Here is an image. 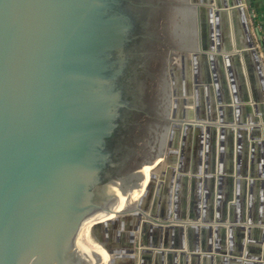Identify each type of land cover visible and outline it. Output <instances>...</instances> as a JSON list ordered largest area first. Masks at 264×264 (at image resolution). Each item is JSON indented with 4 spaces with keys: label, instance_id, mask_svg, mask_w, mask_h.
<instances>
[{
    "label": "water",
    "instance_id": "95a60500",
    "mask_svg": "<svg viewBox=\"0 0 264 264\" xmlns=\"http://www.w3.org/2000/svg\"><path fill=\"white\" fill-rule=\"evenodd\" d=\"M187 4L198 45L171 50L178 63L167 73L173 96L191 87L192 109L160 133L174 134L178 150L151 154L142 194L115 211L119 194L145 179L131 185L155 101L166 0H0V264H95L76 246L87 221L105 264H264L263 41L250 0ZM176 154V168L157 180ZM174 170L180 215L158 202ZM157 217L165 241L146 244L148 218ZM127 218L138 220L129 230Z\"/></svg>",
    "mask_w": 264,
    "mask_h": 264
},
{
    "label": "flooded vegetation",
    "instance_id": "af4514ba",
    "mask_svg": "<svg viewBox=\"0 0 264 264\" xmlns=\"http://www.w3.org/2000/svg\"><path fill=\"white\" fill-rule=\"evenodd\" d=\"M176 4H178L176 0H166L164 52H163L161 66H160L156 95H155V101H154L152 116H151L149 127H148V134H147V139H146V143H145V147H144V152H143L141 161L139 163V166L132 176L131 185H133V186L139 182L141 175H142L141 166L144 162H146L150 158L151 154H155L156 152H158L162 148L163 149L167 148L168 152L171 150H175V151L178 150L177 146L179 145V140L176 137H174V134H172V136L170 135L169 139L168 138H166V139L161 138L160 133L163 131L162 126L165 124L169 125L172 121H176L179 118H181L183 109L184 110L185 109H192L191 103H190V105H187V106L185 105L186 102L192 101V95H190L191 87L187 86L188 94L184 95L185 91L182 90L179 93H177V95L173 96L171 94V91H170L171 86L168 84L170 81H169V76H168L167 71H168L170 66L174 65L171 63L172 58H171V55L169 54V52L171 50H175L179 47L178 45H176V42L174 40V36H173L172 32H170V29H169V26H170L169 23H171L170 22L171 21V18H170L171 9H172V6L175 7ZM172 11H173V9H172ZM177 59H178L177 57L174 58V60H177ZM169 60H170V62H168ZM188 73H190V71ZM188 77L190 78V75ZM222 94H223V92L221 93V95ZM173 99H177L176 105L174 103H172ZM151 146H153L152 151L150 150ZM191 149L192 148L190 147L187 150V159H186L187 160V162H186L187 168H189L191 166L190 165L191 164L190 163L191 162L190 161V153H191L190 150ZM177 157H178L177 154L174 155V157L171 156V160H169V157H168L165 159V161H163L159 164V166L155 170L157 180H158V178H160L161 181L163 180L161 173L164 170H166V167L168 165L176 168V165H175L176 163H174V162L177 159ZM172 159H174V160H172ZM227 165H228V161H227V158L225 157V160H224L225 168ZM174 171H176V170H174ZM174 183H175V179L173 177L172 187H170L171 188L170 194L168 196H166L164 193L158 199V202L161 203V205L163 202L167 203V206H169L171 213L173 212V208L175 207V206L172 207V204H171L172 199L175 201L174 205H176L178 207L177 200L180 197V192H178L177 197H174ZM226 189H227L226 186H224V188L222 189L223 196L225 195ZM188 193L189 192L186 193L187 198H188ZM151 196H152V192H150V195L148 197L149 199L144 200L145 206H146L145 210H144V214L146 216L148 215V212H149L148 208H149L150 203H151V199H150ZM213 196H215L214 193H213ZM213 196L210 199L211 207L215 203V199L213 198ZM185 197H186V195H185ZM161 205L158 204L157 208L154 211V214L157 215L158 217H160L162 215ZM179 205H181V203H179ZM187 206H188V203H187ZM206 212H208L207 216L209 215V213H211V209L209 208V205H208V211L206 209ZM179 214L180 213L177 212V215H179ZM158 217L154 221L152 218H148V221L151 220V222H153L154 226L153 227L148 226L144 229L143 239H144V242L146 244L150 243V242L157 244L159 241H162L164 243V241H165L164 240L165 239L164 238V231L161 233V236H158V227L164 226L166 224V222H165V220H161ZM137 221L138 220H135V218H132V219L127 218L125 229L126 230L132 229L135 226V224L138 223ZM179 222H181V221H179ZM167 223H169V222H167ZM170 223L176 224V223H178V221L177 222L174 221V222H170ZM112 233L109 234L110 237H112ZM198 241L200 243V241H201L200 237H199ZM174 243H175V241H174ZM134 245H136V243H134ZM232 247L234 249H236V241L235 240L233 241ZM136 258H137V255L135 256V261H136ZM176 258H175V264H181V262L176 263ZM178 260H180V259H178ZM185 262H186V260H185ZM142 264H159V262H157V260H155V258L153 259L151 257V258L145 260L144 262H142ZM163 264H167V263L164 261Z\"/></svg>",
    "mask_w": 264,
    "mask_h": 264
},
{
    "label": "rangeland",
    "instance_id": "374dc122",
    "mask_svg": "<svg viewBox=\"0 0 264 264\" xmlns=\"http://www.w3.org/2000/svg\"><path fill=\"white\" fill-rule=\"evenodd\" d=\"M176 1L178 4H176L175 7L177 6L178 9L174 8L173 11L171 9V13H170V18H171V21H170L171 23H169L170 32H172L174 36L176 45L183 47L185 50L189 48L190 46H192V48L196 47L198 45V41H197L198 40V30H197L198 20H197L195 6L192 4H187L185 7L184 4L186 2H189V0H176ZM172 60L173 59H171L172 64L175 65V63H178L176 60H174V62ZM168 84L171 86V81ZM175 84L177 83L175 82ZM185 90H186V86H184L183 91ZM88 236L91 242L98 244L97 241L94 239V237L89 235V232H88ZM95 236L98 237L96 234Z\"/></svg>",
    "mask_w": 264,
    "mask_h": 264
},
{
    "label": "bare ground",
    "instance_id": "6f19581e",
    "mask_svg": "<svg viewBox=\"0 0 264 264\" xmlns=\"http://www.w3.org/2000/svg\"><path fill=\"white\" fill-rule=\"evenodd\" d=\"M157 161H159V160H157ZM157 161L155 163H157ZM152 167L153 166H150V165H144V167L141 168V173L144 174L145 179L142 182V185H141L142 187L140 189L134 190L133 192H131L130 194H126L125 196H121L119 194V202H118V205L115 207L116 208L115 211H121L124 207L133 203V201H135L139 197V195L142 194L143 188H144V186L147 182V179H148V174H149L150 170L152 169ZM115 217L116 216L114 214H111L110 216H108L107 218H104V219H106L105 221H108V220L115 219ZM91 223H92V221H87L82 226V228L78 234L76 246L82 252L89 255L95 261V264H105L108 260V254L104 251V249L100 245L91 242L90 238L88 236L89 227H90ZM97 255L100 256V258L102 260L101 263L97 259Z\"/></svg>",
    "mask_w": 264,
    "mask_h": 264
},
{
    "label": "crops",
    "instance_id": "0c3cea01",
    "mask_svg": "<svg viewBox=\"0 0 264 264\" xmlns=\"http://www.w3.org/2000/svg\"><path fill=\"white\" fill-rule=\"evenodd\" d=\"M250 3H251V6L250 7H251V10H252V14H253V19H252L253 22H252L251 27L253 29L254 28H257L259 30V32H260V39H257V42L259 44V41L260 40L263 41V47H260V51H262L264 49V0H250ZM176 173H177V171L174 173V179H175ZM199 177H202V173L199 174ZM200 192L202 193V187H201V191ZM180 197H181V193H180ZM180 197L177 200V202H178L177 212H179L180 214L181 213L185 214V210L184 211L181 210V207L179 205V203H181V201H182V199ZM213 198L215 199V196H213ZM174 203H175V201L172 199V203H171L172 204V207L175 206ZM187 203H188V200H186V205H187ZM211 214L213 215V211L212 210H211ZM212 236L213 235L211 234V237ZM178 259L179 258L177 257L176 258V263H179L180 262V260H178ZM185 263L186 264H189V258L186 259V262ZM199 264H201V263H199Z\"/></svg>",
    "mask_w": 264,
    "mask_h": 264
}]
</instances>
